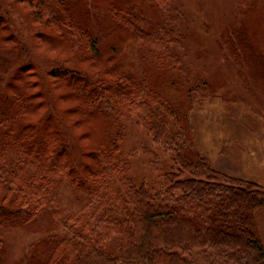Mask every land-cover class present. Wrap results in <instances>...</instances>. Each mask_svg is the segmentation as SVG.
Segmentation results:
<instances>
[{"label": "trees", "instance_id": "trees-1", "mask_svg": "<svg viewBox=\"0 0 264 264\" xmlns=\"http://www.w3.org/2000/svg\"><path fill=\"white\" fill-rule=\"evenodd\" d=\"M153 1L161 19L151 28L143 16L123 14L115 0L103 1L101 9L110 27L127 30L155 54L162 74H182L188 70L179 52L185 13L173 0ZM22 2L36 26L79 47L91 71L65 60L48 72L65 105L58 100L62 111L54 115L33 63L20 59L11 34L0 29V52L16 66H6L2 75L17 69L0 87V230L44 233L17 264H264L256 219L264 208V185L216 170L197 145L189 105L118 66L73 0ZM239 5V20L254 25L252 32L239 26L252 37L238 30L241 49L234 51L232 40L227 44L239 64L260 68L254 65L253 75L244 77L264 86V0ZM247 7L255 15L245 13ZM191 76L184 80L194 88L188 96L201 105L193 93L200 85L213 86ZM82 111L102 121L85 126ZM129 115L143 122L161 153L177 165L161 175L155 190L132 181L122 156ZM4 252L0 241V262Z\"/></svg>", "mask_w": 264, "mask_h": 264}, {"label": "rangeland", "instance_id": "rangeland-1", "mask_svg": "<svg viewBox=\"0 0 264 264\" xmlns=\"http://www.w3.org/2000/svg\"><path fill=\"white\" fill-rule=\"evenodd\" d=\"M73 1L92 30L98 31L96 35L100 44L110 48L108 55L115 58L114 62L118 66L147 78L151 88L163 91L175 103L185 102L189 105L197 145L203 151L204 148L211 150L203 154L216 170L250 177L264 185V86L254 79L252 81L244 77L254 72V65L257 71L260 68L246 61L239 64L237 56L232 54L230 43L227 44L232 40L236 47L234 51L241 49L235 31H246L243 26H239L241 23L250 32L254 26L252 19L239 20V12L243 11L239 0H173L175 6H180L185 13L184 26L180 27L183 46L179 52L180 56H186L185 67L188 70L182 74H162L158 70L154 53L129 36L127 30L118 31L110 27L114 25L104 9H101L105 0ZM112 3L119 4L123 14L133 12L143 16L146 28L156 26L161 19L160 11L153 7V0H115ZM245 13L255 15L254 9L249 7ZM0 29L11 34L20 59L23 56L26 62L33 63L32 67L41 79L40 88L52 108V114L61 113L62 106L58 100L61 101L62 91L54 86V80L50 74L48 76V72L66 64L65 60H69L67 64L71 68L90 72L91 69L86 68L85 53L79 47L73 48L66 38L61 39L41 26H36L22 0H0ZM246 33L247 37L251 36ZM6 47L13 48V45L5 43ZM0 57V64H4V67L0 66V87H6L4 81H12L17 69L14 74H5L3 77L6 66H16L6 62L9 58L6 53L0 52ZM190 76L192 81L202 77L208 85L213 86L202 90L203 85H200L196 90L199 97L193 93L194 98L202 101L201 105L194 103L188 96L189 90L194 88L184 80ZM80 119L85 126L92 123L89 125L91 127L102 121L83 111ZM124 124L126 136L122 156L130 165V178L138 187L146 185L150 190L159 188L161 175L177 168V165L169 156L161 153L137 117L127 116ZM129 153H133V156H129ZM256 217L264 243L263 208L256 212ZM43 235V232L29 233L19 229L0 230V241L5 245V254L0 264H17L30 243Z\"/></svg>", "mask_w": 264, "mask_h": 264}, {"label": "crops", "instance_id": "crops-1", "mask_svg": "<svg viewBox=\"0 0 264 264\" xmlns=\"http://www.w3.org/2000/svg\"><path fill=\"white\" fill-rule=\"evenodd\" d=\"M198 144V143H197ZM198 147H199V145H198ZM199 149L204 153H206V152H211V150H208L207 148H204V151L199 147ZM214 151H215V148H214ZM204 153V154H205ZM225 172V171H224ZM228 173V172H227ZM230 175H232V176H234V177H237L238 175H235L234 173H229ZM238 177H242V179H248V180H252V181H254V179H252V178H250V177H243V176H238ZM264 209V208H263ZM256 219H257V217H256ZM257 223H258V221H257ZM259 226V225H258ZM262 233V232H261ZM261 235H263V234H261ZM263 240V239H262Z\"/></svg>", "mask_w": 264, "mask_h": 264}]
</instances>
